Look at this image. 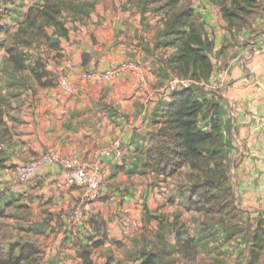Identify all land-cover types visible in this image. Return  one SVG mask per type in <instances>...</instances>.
Returning <instances> with one entry per match:
<instances>
[{"label": "crops", "instance_id": "0c3cea01", "mask_svg": "<svg viewBox=\"0 0 264 264\" xmlns=\"http://www.w3.org/2000/svg\"><path fill=\"white\" fill-rule=\"evenodd\" d=\"M48 1L0 0V253L14 248L18 256L29 244L38 252L34 264H84V249L92 264H140L148 255L154 264H248L255 233L264 228V0L230 28L217 3L183 0L212 42V74L200 88L221 112L224 188L232 197L219 212L195 205L188 168L171 177L145 169L171 103L163 89L176 79L164 64L178 45L165 30V12L153 8L158 1L63 0L65 37L47 27L8 54L28 9ZM38 59L64 69V83L45 65L36 70ZM123 64L132 68L115 80L79 81L80 73ZM113 141L124 155L102 160L105 188L92 216L76 226L71 214L83 191L63 171L47 166L27 184L16 181L17 167L44 152L91 162Z\"/></svg>", "mask_w": 264, "mask_h": 264}, {"label": "trees", "instance_id": "16d2710c", "mask_svg": "<svg viewBox=\"0 0 264 264\" xmlns=\"http://www.w3.org/2000/svg\"><path fill=\"white\" fill-rule=\"evenodd\" d=\"M208 1L218 4L221 16L229 28L234 21L245 20L257 6V0ZM63 3V0H52L45 2L43 6L30 7L24 21L10 37L6 49L8 54L13 56L18 47H27V41L32 37L45 35L44 29L47 27L65 37L67 32L59 22ZM158 8L165 12L162 21L168 37L173 38V42L178 45L174 55L165 62V67L176 79L206 83L212 74L207 54L212 42L202 33L198 17L183 0H168ZM40 22L43 23L42 26L39 25ZM13 58L21 63L20 57ZM35 64L36 70L40 67L44 69L40 59ZM44 74L46 73L35 72L37 79ZM46 76L48 77L47 74ZM51 80H48L49 84L53 81ZM220 119L218 104L208 98L201 88L183 89L173 94L170 105L158 122L160 127L153 134L154 143L147 150L145 168L164 177H171L180 173L182 168H188L185 179L190 194L198 200L195 205L208 204L206 211L215 212L222 211L232 197L230 189L224 188L227 180L220 153ZM2 167L3 154L0 152V168ZM2 216L3 212L0 211V218ZM263 234V229L258 227L248 264H261L264 252ZM13 249L5 255L0 253V264H24L27 261L34 264L37 261L38 252L32 245L21 246L18 256L13 254ZM89 255L90 252L85 249L78 254L84 264H92ZM140 264H154V256L148 255Z\"/></svg>", "mask_w": 264, "mask_h": 264}, {"label": "built area", "instance_id": "2783aa9c", "mask_svg": "<svg viewBox=\"0 0 264 264\" xmlns=\"http://www.w3.org/2000/svg\"><path fill=\"white\" fill-rule=\"evenodd\" d=\"M43 63L57 84L64 83V69H55L48 61H43ZM131 68L129 64H123L103 73H80L79 81L86 82L92 80L97 83H104L121 77ZM73 69L71 64L66 67V70L69 71ZM203 85H205V82H196L190 79H170L163 90L172 100L173 94L183 89H196ZM123 155L124 147L119 141H113L100 148L91 162H85L75 154L64 157L48 151L34 159L22 162L15 171V178L17 183L22 185L34 179L44 167L54 166L63 171L65 178L73 185L80 187L83 191L79 205L72 210L71 214L70 224L71 226H76L82 222V219L85 218L87 220L92 216V205L100 197L105 188L107 171L103 167L102 160L104 158L120 159Z\"/></svg>", "mask_w": 264, "mask_h": 264}, {"label": "rangeland", "instance_id": "374dc122", "mask_svg": "<svg viewBox=\"0 0 264 264\" xmlns=\"http://www.w3.org/2000/svg\"><path fill=\"white\" fill-rule=\"evenodd\" d=\"M155 1H158V3L156 2V3H154V5H153V8H158L159 6H161V5H163V4H165L168 0H155ZM154 1V2H155ZM5 3V2H4ZM184 7V6H183ZM4 11V10H3ZM2 14H3V12H2ZM1 14V15H2ZM32 51H34L33 49H31V52ZM200 88V87H199Z\"/></svg>", "mask_w": 264, "mask_h": 264}]
</instances>
